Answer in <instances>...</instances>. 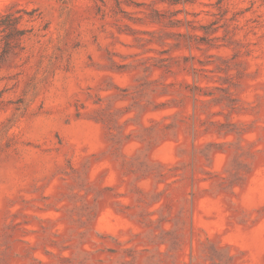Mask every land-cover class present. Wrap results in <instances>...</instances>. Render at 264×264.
Segmentation results:
<instances>
[{"label":"rangeland","instance_id":"374dc122","mask_svg":"<svg viewBox=\"0 0 264 264\" xmlns=\"http://www.w3.org/2000/svg\"><path fill=\"white\" fill-rule=\"evenodd\" d=\"M0 264H264V0H0Z\"/></svg>","mask_w":264,"mask_h":264},{"label":"trees","instance_id":"16d2710c","mask_svg":"<svg viewBox=\"0 0 264 264\" xmlns=\"http://www.w3.org/2000/svg\"><path fill=\"white\" fill-rule=\"evenodd\" d=\"M10 14H7V15H5V17H3V18H1L0 19V26H1V24H2V21L6 18V17H8Z\"/></svg>","mask_w":264,"mask_h":264}]
</instances>
